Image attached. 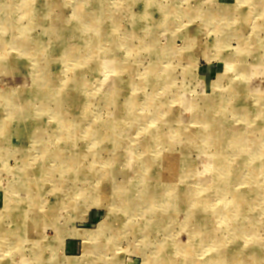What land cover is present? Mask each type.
<instances>
[{
    "label": "rangeland",
    "instance_id": "1",
    "mask_svg": "<svg viewBox=\"0 0 264 264\" xmlns=\"http://www.w3.org/2000/svg\"><path fill=\"white\" fill-rule=\"evenodd\" d=\"M0 93V264H264V0H0Z\"/></svg>",
    "mask_w": 264,
    "mask_h": 264
},
{
    "label": "bare ground",
    "instance_id": "2",
    "mask_svg": "<svg viewBox=\"0 0 264 264\" xmlns=\"http://www.w3.org/2000/svg\"><path fill=\"white\" fill-rule=\"evenodd\" d=\"M73 50H75V49H73ZM73 52V51H72ZM42 79V78H41ZM42 82V81H41ZM40 84V83H39ZM43 84V83H42ZM35 87V86H34ZM37 90V89H36ZM37 93V92H36ZM0 95H3V94H1L0 93ZM4 95H6V94H4ZM7 96V95H6ZM18 135H20L19 133H18ZM22 136H23V132H22ZM23 183V182H22Z\"/></svg>",
    "mask_w": 264,
    "mask_h": 264
}]
</instances>
